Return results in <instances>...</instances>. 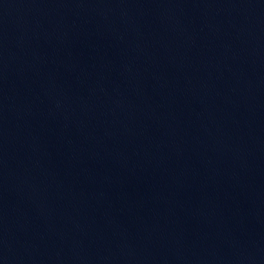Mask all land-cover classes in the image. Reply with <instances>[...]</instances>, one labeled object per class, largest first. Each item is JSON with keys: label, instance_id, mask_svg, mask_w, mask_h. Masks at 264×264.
<instances>
[{"label": "water", "instance_id": "95a60500", "mask_svg": "<svg viewBox=\"0 0 264 264\" xmlns=\"http://www.w3.org/2000/svg\"><path fill=\"white\" fill-rule=\"evenodd\" d=\"M0 264H264V0H0Z\"/></svg>", "mask_w": 264, "mask_h": 264}]
</instances>
